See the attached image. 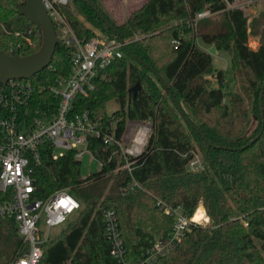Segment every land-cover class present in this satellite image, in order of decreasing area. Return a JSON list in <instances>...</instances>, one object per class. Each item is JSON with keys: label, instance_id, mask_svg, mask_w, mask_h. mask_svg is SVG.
I'll return each instance as SVG.
<instances>
[{"label": "trees", "instance_id": "1", "mask_svg": "<svg viewBox=\"0 0 264 264\" xmlns=\"http://www.w3.org/2000/svg\"><path fill=\"white\" fill-rule=\"evenodd\" d=\"M228 1L239 5L226 9L223 0H147L121 23L109 17L99 0H68L61 7L80 39L99 30L128 42V58L100 70L95 88L76 96L71 112L89 110L105 129L112 121L117 138L129 120L150 121L152 132L142 153L131 158L130 171L120 168L125 158L116 145L88 135L87 147L101 165L85 177L74 151L53 159L48 142L39 147V163L29 164L32 197L42 199L66 188L80 203L75 221L42 244L39 264H114L104 236L106 208L116 211L126 259H138L146 247L170 235L173 218L157 207L158 199L170 207L180 205L188 216L201 206L209 222L191 225L152 264H264V14L248 22V4ZM23 2L0 0L2 52L31 54L41 46V31L17 12ZM204 9L217 13L195 20ZM28 27L33 28V45L15 35ZM250 33L260 36L254 49L248 46ZM197 39L215 51L232 50L240 92H224L223 70L212 67V54ZM72 50L57 44L49 65L27 79L34 88L29 105L22 108L27 118L49 121L57 113L60 99L50 88L69 74ZM137 82L133 98L129 88ZM110 102L117 108L108 114ZM7 114L0 106V118ZM253 115L256 126L248 132ZM197 152L205 168L192 172L187 163ZM134 181L137 185L129 187ZM0 199L7 196L0 193ZM256 200L262 205L255 207ZM234 237L242 243L237 245ZM25 250L14 218L0 217V264H10Z\"/></svg>", "mask_w": 264, "mask_h": 264}, {"label": "built area", "instance_id": "2", "mask_svg": "<svg viewBox=\"0 0 264 264\" xmlns=\"http://www.w3.org/2000/svg\"><path fill=\"white\" fill-rule=\"evenodd\" d=\"M223 1L226 9L239 5L231 4L228 0ZM253 1L243 0L242 3L250 5ZM42 2L58 38L63 44L72 46L73 50L69 74L58 78L55 86L50 88L60 100L57 113L49 121L38 116L27 118L30 116L28 111L22 110L29 105L34 89L27 79H11L0 86V106L8 111L6 116L0 118V193L7 196V199H0V217L14 218L17 233L26 247L10 264H39L43 253L42 244L50 238L49 229L64 223L80 208L79 201L66 188L56 190L42 199L32 197L35 185L29 164L31 160L39 163L38 150L41 145L45 142L51 145L53 159L69 150L74 151L78 159L85 152L95 159L87 147V137L92 134L100 137L104 144L116 145L125 158V163L120 168L130 171L131 158L142 153L148 136V127L144 123H139L129 138L124 134L117 138L112 121L109 122V129H105L91 111L71 112L75 97L87 96L95 88L99 71L122 58L125 55L124 46L128 42L120 41L116 37H105L100 33H94L90 38L82 40L76 36L61 11V7L66 6L68 0ZM216 13L204 9L197 13L195 20L211 17ZM32 33L33 28L28 27L15 32V35L23 38L28 45H33L30 36ZM248 46L254 49L258 43L253 41ZM97 162L100 166L101 163ZM187 167L192 172L205 168L202 158L196 153L189 159ZM134 185H137L135 181L129 187ZM156 205L173 218L170 235L146 247L134 261L126 259L116 211L113 208L103 210L104 236L114 264H152L171 246L179 243L191 225H205L209 222L201 206L188 216L180 205L170 207L159 199ZM200 210L201 217L195 219Z\"/></svg>", "mask_w": 264, "mask_h": 264}, {"label": "rangeland", "instance_id": "3", "mask_svg": "<svg viewBox=\"0 0 264 264\" xmlns=\"http://www.w3.org/2000/svg\"><path fill=\"white\" fill-rule=\"evenodd\" d=\"M146 1L147 0H99V5L109 15V17L112 20H114L116 23H121L122 21L126 19V17L133 10L139 8ZM245 13L248 16V22H250L252 18L257 17L259 14L261 13L264 14V0H254L252 4L248 5L245 8ZM217 19L218 17H216L214 21H216ZM263 28H264V24H263ZM95 32L100 33L99 30H95ZM259 39H260L259 35H254L250 33L249 38H248V44L255 41L259 45ZM196 42L199 47L203 49H207V50L209 49L208 46L204 44L200 39H197ZM231 55H232L231 49H228V50L219 49L215 51L214 54H212V67L223 70L224 79H223L222 88L226 94L231 93V92H240L238 77L234 74V71L231 66ZM125 57L128 58V55L126 53H125ZM208 78L213 79L212 80L213 86H218V83L215 77L208 76ZM262 104L264 103L262 102ZM116 108H117V105L114 102L108 103L107 105L108 114L112 113ZM129 121H134V120H129ZM129 121H127V123ZM256 121H257L256 116L254 115L250 116V121L248 123L249 124L248 132H250L256 126ZM144 124L148 127V136H147V139H148L152 132L151 122L147 121ZM133 126H134V123L132 127ZM126 133H129V128H127ZM127 138L129 137L127 136ZM57 151L58 150H56V152ZM196 154H198L202 158L200 153L197 152ZM79 160H80L81 177H85L99 170L98 162L96 161V159L92 158L89 153L85 152L82 155V157L79 158ZM261 205H262L261 200L254 201L255 207H259ZM78 212L79 210L77 211V213L70 215V217L64 223L51 227L49 229L50 237L51 238L57 237L62 232H64L69 227V225L72 224L73 221H75V219L77 218ZM233 240H235L237 245H240L242 243L240 239H237V237H234ZM255 242L257 245L261 243L259 240H255Z\"/></svg>", "mask_w": 264, "mask_h": 264}, {"label": "water", "instance_id": "4", "mask_svg": "<svg viewBox=\"0 0 264 264\" xmlns=\"http://www.w3.org/2000/svg\"><path fill=\"white\" fill-rule=\"evenodd\" d=\"M89 5L96 9L93 3ZM17 12L26 17L37 29L41 31V46L35 53L31 54H12L0 51V85L5 84L11 79H28L34 74L47 67L53 57L57 44H63L58 38L53 23L45 9L42 0H24L23 3L17 4ZM117 39L122 41L118 35ZM127 48V46H124ZM211 54L215 53L212 46L209 49ZM143 63L141 60H139ZM140 84L137 82L129 88L132 91L133 98L136 95ZM264 92V80L260 91V107L263 108L262 96Z\"/></svg>", "mask_w": 264, "mask_h": 264}, {"label": "crops", "instance_id": "5", "mask_svg": "<svg viewBox=\"0 0 264 264\" xmlns=\"http://www.w3.org/2000/svg\"><path fill=\"white\" fill-rule=\"evenodd\" d=\"M211 80H213V79H211ZM147 122V121H146ZM133 123H134V126L132 127V125H133ZM139 123H145V122H142V121H129L127 124H126V128H125V132H124V135L125 136H132L133 135V133H134V131H135V129L138 127V124ZM127 128H129V133H126L127 132Z\"/></svg>", "mask_w": 264, "mask_h": 264}, {"label": "bare ground", "instance_id": "6", "mask_svg": "<svg viewBox=\"0 0 264 264\" xmlns=\"http://www.w3.org/2000/svg\"><path fill=\"white\" fill-rule=\"evenodd\" d=\"M200 213H201V211H198V213H196L195 219H199L200 218Z\"/></svg>", "mask_w": 264, "mask_h": 264}]
</instances>
